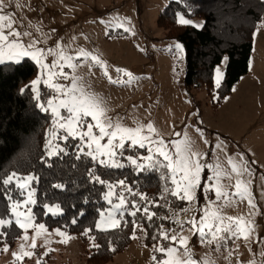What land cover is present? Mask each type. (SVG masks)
Here are the masks:
<instances>
[{
	"label": "snow or ice",
	"instance_id": "1",
	"mask_svg": "<svg viewBox=\"0 0 264 264\" xmlns=\"http://www.w3.org/2000/svg\"><path fill=\"white\" fill-rule=\"evenodd\" d=\"M20 6L16 4V7ZM7 7L5 0H0V66H18L25 59H30L39 67V75L30 82L29 87L37 101L43 99V103H38L41 110L52 117V127L45 144L46 155H67V142L72 139L77 141L73 145L76 159L86 156L93 164L106 169L131 166L138 175L159 173L163 182L160 193L149 198L146 193L129 186L126 180L109 181L90 170L93 182L107 189L103 199L109 207L98 210L99 219L94 228L87 229L83 235L87 236L95 230L127 228L130 223L132 232L129 239H148L151 229L150 238L154 241L150 255L152 264H215L208 254L196 258L190 246L193 236L197 237L201 246L210 247L214 252H220L221 249L227 251L225 259L229 260V264L234 252L239 250L237 241L248 242L249 251L253 241L264 244V237H260L256 231L258 225L255 220L257 215L264 213H261L252 193V180L247 178L252 175V171L243 154L238 159L229 156L228 167L225 168L218 157L215 162H208L209 153L201 152L187 131H173L171 138L166 139L151 121L145 124L136 120L134 126H129L124 123L123 117L110 115L111 109L106 99L92 90L87 74L95 75L92 69L98 67L111 84H130L137 78L127 69L119 67L113 69L118 74L113 77L106 61L83 48L73 54L68 52L69 46H62L59 41L55 47L48 48L39 47L45 41L34 37L25 41L24 37H32V33L20 31L14 14L5 11ZM100 23L106 22L101 19ZM178 23L197 28L204 26L202 23L194 24L183 15L179 17ZM117 26L123 27V24ZM124 30L129 31L127 28ZM172 48L183 52L180 43H175ZM85 66L87 74L78 71ZM219 84L217 69V87ZM41 86L47 90L44 97L41 96ZM195 131L208 144L204 139V130L196 127ZM212 147L223 150L219 143ZM137 150H144L146 155ZM126 152L131 154L125 155ZM122 161H127V164ZM206 170L208 175H205ZM36 179L32 174L21 175L15 171L0 176V196L8 202L9 209L0 214V244L3 245L0 250L8 253L10 246L6 240L13 226L22 230L18 239L24 241L18 251L12 252L13 264H23L25 258L36 255L38 238H44L41 246L52 243L49 237L53 234L63 237L60 243H68L73 239L60 229L49 232L44 223H35L33 206L37 201L31 184ZM225 180L229 183L225 184ZM200 196L204 198L203 204L200 203ZM177 202H183L184 206L180 207ZM242 202H247V215L230 216L224 212L225 208L237 207ZM43 207L46 209L45 214L60 212L59 205ZM159 208L165 209L166 214L161 215L155 210ZM165 222L173 226L166 228ZM30 229L34 234L28 244ZM138 231L142 237L137 235ZM185 232L189 235H184ZM89 239L92 241L91 247H101L95 243L94 236ZM230 244L235 245V248L230 249ZM54 250L46 248L37 258L36 264H43V257ZM110 250L114 252L116 249L113 247ZM258 255L264 257V249ZM238 264L243 262L238 261ZM247 264H256V260Z\"/></svg>",
	"mask_w": 264,
	"mask_h": 264
},
{
	"label": "rangeland",
	"instance_id": "2",
	"mask_svg": "<svg viewBox=\"0 0 264 264\" xmlns=\"http://www.w3.org/2000/svg\"><path fill=\"white\" fill-rule=\"evenodd\" d=\"M172 1L182 0H5L8 4L5 11L14 14L20 31L32 33V37H24L25 41L33 37L40 39L45 43L39 47L44 48L55 47L59 41L62 46H69L67 50L73 54L83 48L106 61L113 77L118 75L113 70L116 67L130 71L137 78L132 83L111 84L98 67L92 69L95 75L87 74L86 66L78 69L87 74L92 90L106 99L110 115L123 117L129 126H134L136 120L145 124L151 121L166 139L171 138L173 131H187L195 146L201 152L209 153L208 162H215L218 157L225 168L228 167L229 156L238 159L243 154L252 171V175L247 177L252 180V193L261 213H264V23L255 32L248 74L215 109L204 90L185 89L182 84L184 50L178 52L172 48L177 42L165 40V33L157 28L159 13ZM17 3L21 6L16 7ZM101 19L106 23H100ZM121 23L123 27H118ZM52 29L56 31L52 32ZM31 62L38 76L39 67ZM225 66L226 59L215 69V88L217 69L221 82ZM196 127L204 130L208 144L196 133ZM218 143L222 144L223 150L212 147ZM52 157L46 155L47 159ZM122 162L127 164V161ZM224 183L229 182L225 180ZM224 212L230 216L247 215L249 208L247 202H242L237 207L225 208ZM255 220L257 233L264 237V214L257 215ZM53 230L48 229L49 232ZM33 234L30 229L28 244ZM69 236L73 239L60 243L63 237L53 234L49 237L52 243L47 246H41L43 237L38 238L36 255L25 258L23 264H36L46 248L55 249L43 257L46 264H88L79 236ZM22 243L24 241L18 239L8 253L0 251V264H13L12 252L18 251ZM237 244L239 250L230 258V264H238V261L247 264L253 259L256 264H264V257L258 255L264 244L251 242V251L248 242L239 240ZM190 246L197 259L208 254L215 264H229L225 259L228 253L224 249L214 252L210 247L201 246L195 236L191 238ZM229 247L232 249L235 245L230 244ZM136 249L144 256L142 259H147L146 264H150L153 249L140 248L137 239L110 264H129V254H135Z\"/></svg>",
	"mask_w": 264,
	"mask_h": 264
},
{
	"label": "trees",
	"instance_id": "3",
	"mask_svg": "<svg viewBox=\"0 0 264 264\" xmlns=\"http://www.w3.org/2000/svg\"><path fill=\"white\" fill-rule=\"evenodd\" d=\"M181 15L204 26L180 25L178 19ZM262 23L264 0L172 1L161 10L156 21L157 28L165 33V40L183 45L185 66L182 84L185 89L204 90L211 107L215 109L223 104L241 78L248 74L254 33ZM225 58L224 76L219 87L215 88L214 72ZM36 78L37 70L27 59L18 66H0V176L13 171L21 175H34L37 179L31 187L35 190L37 201L33 206L35 223H44L48 229H60L67 235L79 236L88 264H110L133 243L134 239L128 238L132 226L129 223L127 228L95 230L87 236L83 235L87 229L94 228L99 219L98 210L109 207L103 199L107 189L93 182L89 171H95L109 181L126 180L129 186L146 193L149 198L160 193L163 182L159 173L138 175L130 166L106 169L93 164L86 156L76 159L73 145L77 141L72 139L67 142V155L47 159L45 144L52 127V117L38 106L43 99L37 101L30 90V82ZM22 89L25 91L21 92ZM46 91L41 86L42 97ZM137 151L146 153L144 150ZM208 174L206 170L205 175ZM56 185L62 187L57 188ZM177 203L180 207L184 206L183 202ZM200 203H204L202 196ZM7 204L0 196V214L8 212ZM44 205H59L60 212L45 214ZM155 210L161 215L166 214L163 208ZM145 227H148L147 224ZM165 227L171 225L165 222ZM21 234V229L16 226L9 230L6 240L9 249L14 248ZM137 235L142 237L139 231ZM90 236L95 237V243L101 246L99 249L91 247ZM150 237L151 229L148 239H137L140 247L152 248L154 241ZM2 247L0 244V249ZM113 247L116 249L114 252L110 250Z\"/></svg>",
	"mask_w": 264,
	"mask_h": 264
},
{
	"label": "crops",
	"instance_id": "4",
	"mask_svg": "<svg viewBox=\"0 0 264 264\" xmlns=\"http://www.w3.org/2000/svg\"><path fill=\"white\" fill-rule=\"evenodd\" d=\"M142 257L144 258V256L141 255V252L136 249L135 254H133V253L129 254L128 262H129V264H146L147 259L145 258V260H144V259H142ZM149 262L151 264V260H149Z\"/></svg>",
	"mask_w": 264,
	"mask_h": 264
}]
</instances>
